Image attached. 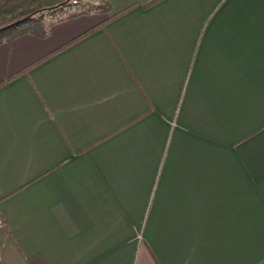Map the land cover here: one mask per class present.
I'll return each mask as SVG.
<instances>
[{"label": "crops", "instance_id": "0c3cea01", "mask_svg": "<svg viewBox=\"0 0 264 264\" xmlns=\"http://www.w3.org/2000/svg\"><path fill=\"white\" fill-rule=\"evenodd\" d=\"M0 44V264H264V0H109Z\"/></svg>", "mask_w": 264, "mask_h": 264}, {"label": "trees", "instance_id": "16d2710c", "mask_svg": "<svg viewBox=\"0 0 264 264\" xmlns=\"http://www.w3.org/2000/svg\"><path fill=\"white\" fill-rule=\"evenodd\" d=\"M81 0H0V44L31 33L41 37L46 14L63 12L79 5Z\"/></svg>", "mask_w": 264, "mask_h": 264}, {"label": "rangeland", "instance_id": "374dc122", "mask_svg": "<svg viewBox=\"0 0 264 264\" xmlns=\"http://www.w3.org/2000/svg\"><path fill=\"white\" fill-rule=\"evenodd\" d=\"M108 1L109 0H81L79 2V5L73 7V8H70V9H67L63 12H56V13H53V14H46L44 16V19H43V26L45 27L47 20H50V19H60L63 17V14L69 12V11H74V10H79V11H82V10H86V11H97V12H102V11H106L108 9Z\"/></svg>", "mask_w": 264, "mask_h": 264}, {"label": "built area", "instance_id": "2783aa9c", "mask_svg": "<svg viewBox=\"0 0 264 264\" xmlns=\"http://www.w3.org/2000/svg\"><path fill=\"white\" fill-rule=\"evenodd\" d=\"M0 226H1V227L4 226V223H3V221L1 220V218H0Z\"/></svg>", "mask_w": 264, "mask_h": 264}]
</instances>
